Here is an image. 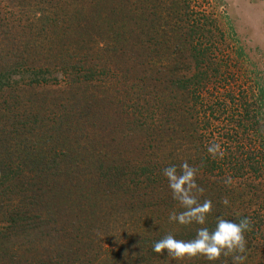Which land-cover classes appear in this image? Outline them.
<instances>
[{
  "label": "trees",
  "instance_id": "16d2710c",
  "mask_svg": "<svg viewBox=\"0 0 264 264\" xmlns=\"http://www.w3.org/2000/svg\"><path fill=\"white\" fill-rule=\"evenodd\" d=\"M226 35L190 0H0V264H232L152 251L217 217H250L264 264V91L206 95L245 56ZM185 161L203 226L168 219Z\"/></svg>",
  "mask_w": 264,
  "mask_h": 264
},
{
  "label": "clouds",
  "instance_id": "9594fccd",
  "mask_svg": "<svg viewBox=\"0 0 264 264\" xmlns=\"http://www.w3.org/2000/svg\"><path fill=\"white\" fill-rule=\"evenodd\" d=\"M208 153L215 158L223 156V150L218 143H212L207 148ZM199 169L190 166L186 161L180 165L179 170L175 165L163 169V176L167 179L171 198L177 202L182 211H173L169 214V222L187 226L193 223L205 225L208 214L212 210L211 200L201 202L200 196L204 189L196 183ZM224 205L229 201L222 200ZM250 217L240 218L238 222L217 217L214 228L200 227L194 238L189 240L176 239L169 233L154 242L152 251L157 254L167 252L171 260H184L203 257L214 262L222 256L230 257L232 264H243L246 260L247 240L245 233L251 230Z\"/></svg>",
  "mask_w": 264,
  "mask_h": 264
},
{
  "label": "rangeland",
  "instance_id": "374dc122",
  "mask_svg": "<svg viewBox=\"0 0 264 264\" xmlns=\"http://www.w3.org/2000/svg\"><path fill=\"white\" fill-rule=\"evenodd\" d=\"M190 6L193 9L206 11L213 19V24L219 30L229 34L228 40H235L237 46H240L245 56L237 64L232 66L231 52L224 50L223 54H217L225 62L227 56L229 65L233 70H224L221 78L217 79L216 84H210L207 97H221L228 95L231 100L226 103L232 108L234 104L238 105V97L245 89L249 94V89H253V95L257 93L256 88L261 87L264 91V0H190ZM207 22H211L210 20ZM231 33V34H230ZM225 36V43L230 44ZM219 37V36H218ZM232 44L229 45V47ZM217 57V58H218ZM216 60L218 61V59ZM231 74L233 76L231 77ZM257 86H256V85ZM227 86L231 90L227 89ZM245 101L250 102L245 99ZM234 104H231V103ZM262 122L264 124V107L262 108ZM229 114V118H235ZM216 118H225L224 115H215ZM228 118V117H226ZM229 120V119H228ZM223 134V132H221Z\"/></svg>",
  "mask_w": 264,
  "mask_h": 264
}]
</instances>
